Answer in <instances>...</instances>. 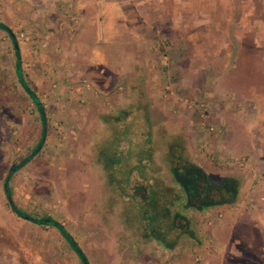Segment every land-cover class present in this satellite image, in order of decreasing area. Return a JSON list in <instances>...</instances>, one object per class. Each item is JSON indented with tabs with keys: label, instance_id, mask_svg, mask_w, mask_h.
<instances>
[{
	"label": "rangeland",
	"instance_id": "1",
	"mask_svg": "<svg viewBox=\"0 0 264 264\" xmlns=\"http://www.w3.org/2000/svg\"><path fill=\"white\" fill-rule=\"evenodd\" d=\"M23 1L0 0V23L13 37L0 30V264H82L56 228L12 212L6 184L26 216L64 227L87 264H264V0H209L208 52L217 55L195 58L190 42L180 50L159 41V51L149 57L140 56L138 41L124 51L108 44L103 58L96 41L89 53L73 51L74 24L52 18L49 0H32V9L14 7ZM14 47L44 117L15 74ZM206 63H225L226 70L208 72ZM139 94L141 112L148 113L149 130L156 134V148L144 156L161 165L162 175L169 180L161 150L177 143L209 177L229 179L235 187L216 209L190 212V236L168 249L146 245L157 236L149 242L138 228L149 216L157 219L154 200L162 192L149 202L143 198L148 189L122 198L111 213L109 192L116 195L119 185L112 182L111 191L114 161L127 162L128 152L117 158L115 140L108 139L117 131V113L131 103L136 108ZM127 181L132 189L134 182ZM220 222L231 228L222 246L212 232L227 234Z\"/></svg>",
	"mask_w": 264,
	"mask_h": 264
},
{
	"label": "flooded vegetation",
	"instance_id": "2",
	"mask_svg": "<svg viewBox=\"0 0 264 264\" xmlns=\"http://www.w3.org/2000/svg\"><path fill=\"white\" fill-rule=\"evenodd\" d=\"M128 97L131 98L130 89ZM138 98L139 105L136 108L131 103L120 114L117 113L114 126L117 131L108 139L109 141L115 140L113 143L115 151L113 152L116 153L117 158L120 154L128 152L125 156L127 162L122 163L121 160L117 165V162L114 161L115 166L110 176L111 191L114 190L112 182H118L119 185L116 195L109 192L111 197L109 201L113 203L111 213L116 212L114 208L118 207L122 198L135 197L148 189L143 198L149 202L154 200L156 193L157 197L162 192L161 199L158 202L154 200V204L158 205L159 209L157 219L155 220L154 216H149V220L144 222V227L139 225L138 228L141 229L139 232L143 236L141 237L149 242L150 235L156 234L157 236L154 240L155 243L152 241L146 245L152 248L159 245L168 249L173 247V243L177 244L179 237L190 236L191 230L188 222L190 212V214L200 213L215 208V204L221 203L222 200L227 201V194L232 191L233 185L229 179L218 181L209 177L198 164L193 162L187 151L179 147L177 143H168L169 149L161 150L162 154H166L162 159V165L169 174V180L167 176L162 175L161 165L146 157L151 152V148H156L154 146L156 134L149 130L147 118L150 116L148 113L141 112L142 95L139 94ZM138 106L139 112L136 111ZM160 140L161 142L164 140L162 134H160ZM133 156H136L134 163L129 161V159H133ZM153 168L158 171H153ZM101 169L104 168L101 167ZM128 178L134 182L132 189L126 187L125 182ZM122 183L125 187L124 191L121 190ZM166 184H171V186ZM116 219L120 221L121 217L117 216Z\"/></svg>",
	"mask_w": 264,
	"mask_h": 264
},
{
	"label": "crops",
	"instance_id": "3",
	"mask_svg": "<svg viewBox=\"0 0 264 264\" xmlns=\"http://www.w3.org/2000/svg\"><path fill=\"white\" fill-rule=\"evenodd\" d=\"M49 1L50 6L47 8V11L50 12L49 14L52 18H61L63 22L68 20L69 25L74 24V33L70 37L71 40L76 41L71 44L73 51L79 50L80 52H91L92 50L89 48V46H91L93 42L96 41L95 44L97 46L95 50H97L98 54H100L103 58L104 55L101 50L103 51V48H106L108 44L115 46L114 49L118 51H124L127 49V47L131 46L132 44L134 45L138 41L142 46L138 48V53L140 56L149 57L156 55V52L159 51L158 42L160 41L162 43L164 42V45L166 42L169 43V47L180 50H184V47H187V45H185L186 42H190L193 45L190 47L192 48L191 55L194 58L207 54L209 56L217 55H215V52L213 54L208 52L212 48L210 41L213 40L212 19L209 11L211 8V3L209 0ZM32 2V0H24L23 4H20L19 7H17L18 5H15L14 7L32 9ZM217 7H221V4L217 5ZM51 8H54L55 11H49ZM205 12L207 14H205ZM67 34H69V32ZM217 38L225 39L224 37L220 36ZM196 40H200L197 45H195L194 42ZM204 42L207 43L204 48V50H207V52H204L201 48ZM138 44H136L137 47ZM126 52L127 53L125 57L130 54H128L129 50ZM170 52L171 51H161L163 55H166V53L170 54ZM218 53L219 55L221 54V45L219 46ZM76 55L81 56L82 53L79 54L77 52ZM146 60L148 59L146 58ZM86 64L91 65L95 64V62H88ZM206 64L207 66H211L208 72L214 71L219 73L226 70L225 63L223 65L218 64L219 67L217 68L212 67L213 63ZM152 66L154 67V65ZM89 70L92 69L89 68ZM16 73L15 66V74ZM207 78V80H210V78H214V75ZM222 122L223 118L220 122V125L223 128V124L225 123ZM226 125H228L227 122ZM227 129H230L229 126ZM233 149L234 147L230 148L229 151ZM208 210H205L204 212L207 213ZM256 221L253 218L250 224L255 225ZM219 224L222 228H224V230L227 231V234L219 238V236L215 234L216 232L213 231L214 229H212V232L213 236L215 237L214 243L217 242L220 246H222L221 242H223L224 245V242L227 240H225V238L228 235V232H231V228L227 226L226 223L221 224L220 222ZM215 228H217L216 225ZM220 249H222V247ZM221 263L222 262H220V264Z\"/></svg>",
	"mask_w": 264,
	"mask_h": 264
},
{
	"label": "trees",
	"instance_id": "4",
	"mask_svg": "<svg viewBox=\"0 0 264 264\" xmlns=\"http://www.w3.org/2000/svg\"><path fill=\"white\" fill-rule=\"evenodd\" d=\"M0 30L7 32L11 36V39H13L8 27H6L5 25H3L1 23H0ZM14 53H15L16 58H17L15 66H16V72L18 74V79L20 81V84H21L23 90L25 91V93L31 98L33 103L39 108L40 116L44 117L43 111H42V107H41L42 105L39 102L38 97L36 96L35 92L32 91L28 87L26 81L23 78L22 71H21V65H20V59L18 58L19 57V52H18V49L16 47H14ZM42 121H44L43 118H42ZM28 160L29 159H27L25 162H28ZM231 184H232V182H231ZM232 191L235 192L234 185L232 186ZM6 195H7L8 201H9L8 205L11 208L13 213H15L19 217H22V218H24V219H26L28 221H31V222L37 224V225H45V226H51V227L56 228L61 233V235L67 240V242L69 243L71 249L78 255V257L82 261V264H87L84 254L80 251V249L78 248V246L74 242V240L67 234V232L65 231L64 227H62L57 221H54L53 219H50V218L31 219L30 217L26 216L19 208H17L14 205L13 201L11 200L10 191H9V189L7 187V184H6ZM224 202H226V201L224 200ZM232 202L233 201H229V203H232Z\"/></svg>",
	"mask_w": 264,
	"mask_h": 264
}]
</instances>
